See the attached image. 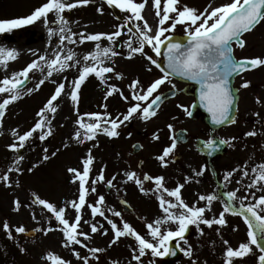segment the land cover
<instances>
[{
	"label": "rangeland",
	"instance_id": "rangeland-1",
	"mask_svg": "<svg viewBox=\"0 0 264 264\" xmlns=\"http://www.w3.org/2000/svg\"><path fill=\"white\" fill-rule=\"evenodd\" d=\"M45 2L47 0H0V20L25 18ZM66 2H74V0H66ZM136 2H145L142 16L156 30L159 17L156 16L153 0H136ZM230 2L231 0H179L178 7L182 9L184 5H187L198 12H205V9L210 12L213 8ZM162 9L163 0H161V14H163ZM63 15L69 21L68 28L71 33H75L73 39L77 41L75 44L65 41L63 47L71 48L80 63L69 61L71 67L53 72L50 77L47 75L49 70L47 64L55 58L56 52L62 46L59 35L50 36L48 31L49 27L58 28V25L52 23L56 18L55 13L49 14L47 26L41 19L10 31L0 32V50H3L0 52V82L6 77L12 78L14 74L21 73L33 61H36L38 65L28 74L30 84L19 91L17 100L7 105L0 123V176L5 174L8 176L7 181L0 180V264H53L51 260L45 259L49 252L70 264H83L82 260L73 255V249L78 251L81 257H88L89 264H167L163 255L153 257L151 250H146L141 261L134 260V253L139 254L138 242L130 235L110 243L114 238V232L107 219L113 220L121 229L123 222H127L145 239L156 243L148 234L146 224L164 216L157 197L163 194L165 199L175 203L174 197L155 191V184L152 181L150 184L143 182L144 188L149 191L147 194L142 193L134 180L127 179L125 174L128 172H134L141 180L145 174L153 177L163 176L164 186L169 189H174L178 184L184 185L182 183L184 180L186 184L181 192L184 191L185 195L181 197L185 203L190 206L206 207L208 202L199 200L200 195L218 196V189L211 182L209 172L208 182L204 177L203 169L207 168V164L197 146L199 140L207 141L208 139L209 141V134L208 137L204 135L206 129L201 121H192L188 117L192 99L178 96L147 120L142 119L138 112L130 120L124 121L118 128L119 136L109 137L100 131L92 140L84 139L85 130L76 123L79 117H83L85 123L90 119L85 115L86 113L101 115L108 113L111 118L119 116L122 119L128 108L136 103L132 99L134 93L129 85L134 80H138L140 85L137 92H140L163 74L144 55L136 53L128 58L129 49L125 41L132 34L127 29L132 28L135 32V25L139 24V21L128 22L122 29V35L111 42L106 38L98 42L87 40L84 43L79 42L81 33L84 35L110 34L117 31L116 26L125 24L126 18L131 13L117 8L113 11L106 0H89L86 5H77L71 10H65ZM169 23L170 21L164 27H168ZM186 28L187 24H178L175 30L165 35L169 36L173 33L186 35ZM242 38L246 43L244 47L237 50L238 58H264V21ZM97 43L102 48L110 46L118 53L103 60L102 66L111 67L114 71L110 75L105 74L103 82L95 74L89 75L78 90V101L73 102L70 98L72 82L78 78L85 63L89 65L93 63L83 61L82 57L94 51ZM133 46H137L134 36ZM10 50L15 53L14 59L8 58L7 53ZM144 52L158 62L150 46H145ZM41 56H44L45 60H40ZM133 59L144 62L143 71L140 70L138 73L131 71L129 60ZM117 74H120V79L117 78ZM16 78L22 80L23 76L17 75ZM42 79L45 82L37 88ZM245 81L249 84L247 87H242ZM59 83H64L65 89L57 101H54L56 112L48 113L50 125H45L43 130L34 132L32 137L24 142L23 147H19L18 136L34 126L39 119L37 113L44 108ZM236 84L242 90L239 117L233 126L215 133L219 139L229 142L224 154L216 158L214 164L219 168L230 167L233 171L224 192L238 190L234 203L239 206L241 205L239 202L242 201L240 197H246L247 199L244 200L250 204L264 195V181L249 187L255 177L251 170L264 164V66L253 68L238 78ZM112 85L118 91L107 96ZM173 87L181 86L170 79L165 80L149 97V101L140 102L141 106H147L152 97ZM30 89L32 91H29ZM120 93L128 99L125 100ZM10 95L11 93H0V103L8 99ZM49 126L51 135L46 136L43 141L40 140L41 131L46 134ZM179 129H186L189 132V142L175 147L173 152L165 158L166 166H164L158 157L162 155L165 147L172 144L175 132ZM13 130L16 135L13 134ZM76 131L81 132V140L74 138ZM253 131L256 135H246ZM135 142L142 144L143 151L133 157L130 148ZM13 144L17 145L16 149L10 147ZM89 155L92 157V163L89 165L90 172L86 178L88 191L86 204L81 209L82 221L78 229L89 234L88 240L79 237L88 247L81 245L63 247L64 237L61 230L63 226L52 213L33 203V194L54 204L57 208L64 207L65 218L72 222L76 212L69 202H78L79 179L69 169H76L82 173L83 162ZM45 156L48 158L45 159ZM176 156L180 159L174 162L173 159ZM139 160L144 161V166L140 170L138 169ZM245 171L248 172L247 176L244 175ZM101 172L104 179L97 180ZM197 172L201 174L196 175ZM108 180H112L109 191H107ZM92 188H95V191H92ZM99 196L104 197L103 204L99 206L105 216L93 217L88 205H95ZM121 198L132 205L138 219L122 213L119 205ZM217 198L211 202L210 211H205V218H218L223 211L226 203L218 201ZM16 200L20 202L18 211L15 210L14 201ZM110 209L119 211L121 216H114ZM171 211L179 213L182 210L177 207ZM244 214L250 215L245 212ZM225 219L226 224L223 226L213 224L212 227H208L201 223L197 228L195 225H190L187 230L189 231L186 237L187 244L180 241V247L187 250L190 246L192 256L189 257L181 251L180 259L174 264H193L194 261L195 264H225L226 248L230 246L235 249L240 243L248 241V226L244 222V216H239L230 210L225 213ZM5 222L10 226L11 238L3 228ZM93 223L99 229L96 233L91 232L90 226ZM21 225L25 227V232L35 231L36 236L28 238L25 232H15V228ZM176 228L175 223H166L161 226V231L176 230ZM37 229L40 230L36 231ZM48 229L51 230L45 234V230ZM224 241H228V245H225ZM252 247V253L243 258H233L232 264H258L259 249ZM21 248L25 251L22 252ZM90 248H99L103 251L93 256L89 251Z\"/></svg>",
	"mask_w": 264,
	"mask_h": 264
},
{
	"label": "snow or ice",
	"instance_id": "snow-or-ice-1",
	"mask_svg": "<svg viewBox=\"0 0 264 264\" xmlns=\"http://www.w3.org/2000/svg\"><path fill=\"white\" fill-rule=\"evenodd\" d=\"M89 0H74V2H66V0H47L40 7L34 9V11L25 18L16 19H5L0 20V32L10 31L13 28L31 24L38 20L43 19L45 25L49 24V14L55 13V20L52 21L53 24L58 25V28L49 27V35H59L61 47L55 54V58L51 59L48 64L47 75L52 76L53 72L63 71L64 69L71 67L69 61H74L75 63H80L79 59H76V53L71 49L63 47L64 42L67 41L70 44H75L77 41L73 39L75 33H71L68 28L69 21L64 17L63 13L65 10H71L77 5H86ZM106 3L110 7H115L121 11L131 13L125 20V24L117 25V31L113 33H96L84 35L80 34V43L87 41H100L102 38H106L108 41H113L114 38L122 35V29L126 26L128 22L132 20L142 21V24L135 25V32L132 28H128L127 31L132 35L129 36L128 40L125 41V45L129 49V56L131 58L133 54L139 53L144 55L146 59L157 68L161 69L163 75L160 78L155 79L146 89H141L137 92L140 85L138 80H134L129 87L133 90L132 99L136 101L131 107L128 108L127 113L123 115L120 119L119 116L116 118H111L110 114L105 113L101 115L100 113H86L94 122L85 123L83 117H79L76 123L81 129L85 130L84 139L92 140L97 132L102 131L109 137L119 136L118 128L124 121L130 120L138 112L141 118L144 120L149 119L151 116L156 115L153 110L154 106L160 100V96H155L147 106L142 107V101H149V97L152 96L154 92L162 85L165 80L168 79L169 75H179L187 77L191 80H196L201 84L200 99L205 103L208 111L212 114L213 122L216 124H222L225 120L229 119V110L232 104V93L230 88V78L234 74L247 69L255 68L257 66H264V58H242L237 60L234 56L233 45H238L239 47H244L245 41L241 39L243 33L251 31L255 25L264 21V0H231L230 3L223 4L219 7L213 8L210 12L205 9V12H198L196 9L184 5L183 8H179V0H163V9L161 14V0H153V6L156 8V16L159 17L158 26L154 34H152V28L147 23V21L142 16V10L145 7V2H136V0H106ZM102 11V9H98ZM175 15H171V14ZM168 27L164 25L169 22ZM209 21H212L209 23ZM178 24H187L186 36L188 38V44L183 45L179 42L168 43L167 44V62L168 70L161 68V65L152 57L148 56L144 52L145 46H150L156 55L161 52V46L165 44L166 40L171 39L166 36L165 33L175 30ZM133 36L135 37V43L137 46H133ZM3 52V50H0ZM8 58L14 59V51H8ZM118 55L112 47H101L99 43L96 44L95 50L83 55L82 59L85 62L92 61V64H87L82 67L79 72V76L74 80L72 90L70 92V98L73 102L78 101V90L81 84L90 74H95L96 77L100 78L103 82L105 80V74L113 72V68L102 66L104 58H110V56ZM40 60H45L44 56L39 57ZM98 65H101L98 67ZM37 62L33 61L28 64L26 68L22 70L19 74H14L12 78H5L0 82V93H11L8 99H4L0 103V117H3L4 110L6 106L19 98V91L17 89L23 84V81L16 78L17 75L23 76L25 79L28 78V74L31 70L37 67ZM170 70V71H169ZM117 78H121L120 74H117ZM45 81L40 80L37 88L42 85ZM249 82L245 81L242 87H247ZM65 89L64 83H59L54 93L47 100L44 108H42L37 116L39 119L34 124V126L26 131L24 134L19 135L18 139L20 141L19 147H23L25 141L32 137L33 133L37 130H43L45 125H50V120L48 118V113L56 112V105L54 101H57L58 97L61 96L63 90ZM29 91H32L31 89ZM118 91L114 85L110 86V90L107 92V96H111L113 92ZM123 97V93H120ZM127 100V97H123ZM259 102V101H258ZM106 107V105H105ZM189 116L191 112L187 113ZM107 117V118H106ZM110 125V127H108ZM171 128V125H169ZM13 134L16 135L15 130ZM51 135V127H48L47 133L45 134L41 131L40 140L46 139V136ZM246 135L254 136L256 133L248 132ZM75 139L81 140V132H75ZM154 138L158 139V137ZM228 140L220 141L221 144H227ZM218 147L215 141L209 140L206 147L212 146ZM11 148L16 149L17 145H10ZM176 147V140L173 138V142L170 146L163 149L162 155L158 159L166 166L165 158L169 156L170 153ZM47 150L45 149V152ZM55 153H53L54 155ZM45 159L48 157L45 156ZM23 159V157H20ZM92 163V157L89 155L88 159L84 160L83 172H79L76 169H69L74 175L79 179V197L77 201H71V206L75 209L76 215L72 222L65 218V208H57L54 204L40 198L38 195L33 194V203L42 206L48 212L52 213L55 219L63 226L61 229L63 232V247H71L72 245H81L87 248L85 244L79 237H83L84 240L90 239L88 233L79 231V226L82 221L81 209L86 204V178L89 176L90 168L89 165ZM19 171V169H16ZM11 171V169H10ZM252 172L256 173L252 184L249 187L255 186L257 183L264 181V164H261L252 169ZM201 173L197 172L196 175ZM128 180H134L135 183L140 188L142 193L147 194L149 190H146L143 186V181H152L155 184V191L167 194L169 197L175 198V203L171 200L165 199L162 194L157 197L159 201V206L164 213V216L156 219L151 223L146 224L148 234L156 241L153 243L148 239H145L140 235L129 223L123 222L122 229L118 227L117 223L113 222L111 219H107L108 224L114 232V238L110 243H115L119 238L124 236H132L135 241L138 242V255L134 253L133 259L136 261H141V258L146 254V250H151V255L153 257H159L166 254H175V251L169 247L170 242L174 238L177 239L176 247L180 251L184 252L185 255L191 257L192 249L189 246L187 250L180 247V241L187 244L185 238V232L188 230L190 225H195L197 228L199 224L207 225L212 227L213 224L225 225V213L230 210L234 212V209H230L228 204H225L223 211L219 214L218 218L208 219L204 217L206 210L210 211V205L213 200L217 197L215 195H200L199 200L207 201L206 207H197L195 205H188L181 197V189L183 184H178L174 189H169L164 186L165 178L163 176H150L145 174L143 176V181L139 179L134 172H128L125 174ZM244 175L247 176L248 172L245 171ZM232 176V172H228L225 175V180L227 181ZM103 173L97 177V180H103ZM115 179V177H113ZM187 179V178H186ZM0 180L7 181L8 176L5 174L0 176ZM95 183V181L93 182ZM107 184L109 187L112 186V180H108ZM95 191V188H92ZM238 191V190H237ZM237 191L227 192L226 195L229 201L237 198ZM239 199L244 200L246 197H240ZM104 202V197L99 196L95 205H88L91 208L92 216L95 217L99 215L101 217L105 216L104 211L99 205ZM15 210H19L20 202L19 200L14 201ZM179 208L182 211L179 213L171 211L173 208ZM241 208L244 209L245 213L250 215H244V222L248 226V241L242 242L237 248H232L228 246L225 251V264H232L233 258H243L246 255L253 252V247L255 246L259 249L260 254L257 257L258 264H264V195L259 196L255 203H250L246 207L241 204ZM113 215L120 217L121 213L110 209ZM242 215L244 213H241ZM35 219V216H33ZM88 223V221H84ZM166 223H175L177 225L176 230H166L161 231V226ZM91 232L96 233L99 229L96 224H91ZM5 232L8 234L9 238L12 236L10 226L7 222L3 224ZM37 229L36 231H39ZM45 230V234L47 231ZM26 231L24 226H17L15 232L24 233ZM225 245H228V241H224ZM163 249V251H161ZM21 251L25 249L21 248ZM89 251L95 256L96 253L103 251L99 248H90ZM73 255L78 259L83 261V264H89L88 257H81L78 251L73 249ZM45 259L51 260L53 264H70V262L63 260L61 257L55 255L54 253H47ZM195 264V261L193 262Z\"/></svg>",
	"mask_w": 264,
	"mask_h": 264
},
{
	"label": "water",
	"instance_id": "water-1",
	"mask_svg": "<svg viewBox=\"0 0 264 264\" xmlns=\"http://www.w3.org/2000/svg\"><path fill=\"white\" fill-rule=\"evenodd\" d=\"M244 34V33H243ZM168 42H179L183 45H187L188 44V38L187 37H172L171 39L168 40ZM168 49H167V44L165 43V45H163V47L161 48V53L160 56L162 57V64L161 68L168 70V62H167V53ZM248 69V68H247ZM246 70V69H245ZM243 70V71H245ZM170 71V70H169ZM243 71L239 72L238 74L242 73ZM238 74H234L231 78H230V88H231V93H232V104L229 110V119L225 120L222 124H216L213 122L212 119V114L208 111V108L205 106V103L201 101L200 99V93H201V84L196 81V80H191L188 79L187 77H183V76H179V75H170L175 77L176 79L182 80V81H186L188 83H195L197 85V88L195 89V91L193 92L195 98H196V103L192 106L191 108V115L190 117L193 120L198 119L199 116H203V122L205 124H208V126L211 128V131L215 130V129H219L221 127L224 126H228L231 125L235 118H236V107H237V101H238V92L236 91V89L233 87V83H234V77L237 76ZM30 83L29 78L24 79L23 80V84L17 89V90H21L24 87H26L28 84ZM174 94H172V92H169L168 94H164L162 96H160V100L158 101V103L154 106L153 110L156 111L160 104H162L165 100L173 97ZM2 117H0L1 120ZM187 132L185 131H179L176 133V143H186L188 141L187 139ZM206 143L204 141H201L199 143V146L201 147V152L202 154H205V156L208 157V164L210 169L214 172V167L212 165V160L213 157L221 154L224 151L225 148V144H221L220 141H215V144L218 145V147H216L215 145L212 147H206L205 145ZM140 147V146H139ZM138 147V145L133 146L132 149H134V153L140 151V148ZM122 206L124 207V211H129L130 206L127 205L124 202H121ZM29 237H34L35 236V232H29L26 234ZM262 244H264V241H261ZM174 250V249H173ZM175 254L170 256V261L173 262L175 260H177L179 258V252H177V250H174Z\"/></svg>",
	"mask_w": 264,
	"mask_h": 264
},
{
	"label": "flooded vegetation",
	"instance_id": "flooded-vegetation-1",
	"mask_svg": "<svg viewBox=\"0 0 264 264\" xmlns=\"http://www.w3.org/2000/svg\"><path fill=\"white\" fill-rule=\"evenodd\" d=\"M238 53V52H237ZM173 80V79H172ZM176 84H178L179 86H181L180 88H176V87H174L176 90H177V92H178V96H185L186 97V94H188V93H190V92H192L193 91V87H191V86H189V85H186V84H182V83H177V81H175V80H173ZM169 102H172V100H170V101H168L166 104H168ZM166 104H164V105H166ZM205 135H207L208 136V126H205ZM142 166V165H141ZM142 168V167H141ZM141 168H139V170L141 169ZM218 173H219V175L221 174V179H219V175H218V177H217V180L215 179V182L217 183V185H218V187L219 188H221V190H222V192L224 193V187H225V185H226V183H227V181L225 180V177H222L223 175L225 176V170H223V169H219L218 170ZM217 173V174H218ZM203 174H204V177L207 179V182H208V169L206 170V169H203ZM143 180V179H142ZM214 180V179H213ZM221 180V181H220ZM222 182V183H221ZM145 183L146 184H150L151 183V181H145ZM182 183H184V185L186 184V181H184V180H182ZM225 194V193H224ZM185 195V193H184V191L183 192H181V196H184ZM219 195L224 199V195L222 194V193H220V191H219ZM226 196V195H225ZM225 200V199H224ZM227 201H229V200H226V202ZM228 203V202H227ZM232 203L233 204H235L234 203V200H232ZM239 204H240V202H239ZM236 205V204H235ZM240 206V205H239ZM241 207V206H240ZM233 208V207H232ZM234 209V208H233Z\"/></svg>",
	"mask_w": 264,
	"mask_h": 264
},
{
	"label": "bare ground",
	"instance_id": "bare-ground-1",
	"mask_svg": "<svg viewBox=\"0 0 264 264\" xmlns=\"http://www.w3.org/2000/svg\"><path fill=\"white\" fill-rule=\"evenodd\" d=\"M145 18H146V14H144ZM143 22L142 21H139V24H142ZM152 28V34L155 33V27H151ZM129 67L131 69L132 72L134 73H138V71L142 70L143 71V68H144V62L143 61H140V60H129ZM94 122L93 120L89 119V121L87 123H92Z\"/></svg>",
	"mask_w": 264,
	"mask_h": 264
}]
</instances>
